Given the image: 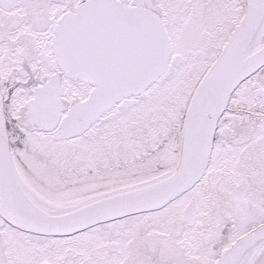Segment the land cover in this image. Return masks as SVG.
Listing matches in <instances>:
<instances>
[{
    "label": "snow or ice",
    "instance_id": "6c2138e0",
    "mask_svg": "<svg viewBox=\"0 0 264 264\" xmlns=\"http://www.w3.org/2000/svg\"><path fill=\"white\" fill-rule=\"evenodd\" d=\"M0 264H264V0H0Z\"/></svg>",
    "mask_w": 264,
    "mask_h": 264
}]
</instances>
